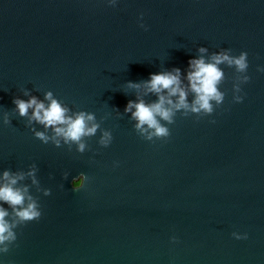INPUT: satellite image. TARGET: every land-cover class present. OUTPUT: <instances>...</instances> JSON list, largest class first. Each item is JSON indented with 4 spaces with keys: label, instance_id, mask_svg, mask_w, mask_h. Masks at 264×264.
Masks as SVG:
<instances>
[{
    "label": "water",
    "instance_id": "obj_1",
    "mask_svg": "<svg viewBox=\"0 0 264 264\" xmlns=\"http://www.w3.org/2000/svg\"><path fill=\"white\" fill-rule=\"evenodd\" d=\"M200 46L205 56L221 48L249 53L244 101L232 99L240 73L222 64L226 96L211 116L178 111L166 140H145L124 107L157 97L127 82L174 67L186 72ZM257 65H264V0H119L116 7L0 0V172L35 162L39 185L21 183L43 213L17 229L6 264H264V72ZM25 89L41 100L51 90L73 112L95 113L100 129L85 138L83 154L34 136L12 103L28 99ZM103 130L114 138L106 148ZM81 172L90 180L74 190Z\"/></svg>",
    "mask_w": 264,
    "mask_h": 264
},
{
    "label": "clouds",
    "instance_id": "obj_2",
    "mask_svg": "<svg viewBox=\"0 0 264 264\" xmlns=\"http://www.w3.org/2000/svg\"><path fill=\"white\" fill-rule=\"evenodd\" d=\"M104 2L111 7L119 4V0ZM138 24L145 31L148 30L143 12L139 14ZM198 52L201 55L188 59L186 72L174 67L167 71L149 73L148 79L142 82H127L129 88L143 87L146 93H154L157 97L153 102H146L138 97L136 100H129L124 107V112L131 113V119L136 122L134 127L145 140H166L171 135L168 125L174 123L178 111L182 110L185 115L192 113L197 119L211 116L223 104L226 96L219 88L224 78V71L220 67L222 64H227L240 73L233 84L232 99L235 103L244 101L246 94L242 85L251 80L248 74L249 53L242 50L239 54H233L230 48H221L210 56H205L203 54L208 52V48L204 46H200ZM256 70L264 72V65H257ZM190 93L193 94L191 102L188 99ZM24 95L28 99L13 97L14 111L20 117H27V124L32 126L31 131L37 139L44 144L52 142L56 147L68 145L71 149L75 145V150L81 154L88 149L85 138L94 136L100 129L95 113L86 110L73 112L51 90L45 92L43 100L30 95L27 89L24 90ZM34 122L42 125L43 130L37 129ZM210 122L215 123V120ZM3 124H11L8 112L3 114ZM113 139L109 130H103L99 144L106 148L112 144ZM119 164V161H114L113 167H118ZM37 171L38 166L34 162L27 171L5 168L0 172V264H6L5 254L17 246V229L28 222L38 221L43 214L38 199L30 193V186L21 183L26 178H31L33 185H39ZM69 175L67 171L63 173L65 179ZM89 180L90 177L81 172L73 178L74 190H80ZM43 191L45 196L51 195L50 188ZM231 236L236 240L248 239L247 232L233 231ZM169 239L172 243L179 242V237L174 234Z\"/></svg>",
    "mask_w": 264,
    "mask_h": 264
}]
</instances>
